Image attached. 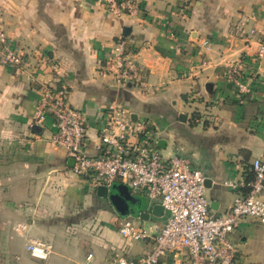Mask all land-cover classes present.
<instances>
[{"label":"crops","instance_id":"crops-1","mask_svg":"<svg viewBox=\"0 0 264 264\" xmlns=\"http://www.w3.org/2000/svg\"><path fill=\"white\" fill-rule=\"evenodd\" d=\"M129 1L139 13L117 17L104 0H0L2 28L25 62L20 68L0 64V264L136 260L153 249L154 239L123 238L122 222L132 220L155 236L168 217L122 216L72 173L67 151L52 142L54 119L35 122L46 85L65 87L84 114L89 157L105 150L100 130L109 106L119 104L147 124L157 142L165 141L157 147L164 158L185 157L210 180L206 196L215 216L229 211L242 193L246 166L252 171V162L264 156V59L256 58L264 0ZM120 39L141 67L145 88L113 83L110 52ZM237 60L253 77L252 103L245 106L234 104L239 95L225 77ZM133 194L149 211L158 204ZM18 224L26 228L17 232ZM33 239L53 246L47 260L26 251ZM229 240L236 264H264V224L245 218ZM186 260L185 252L168 253L159 264Z\"/></svg>","mask_w":264,"mask_h":264},{"label":"built area","instance_id":"built-area-1","mask_svg":"<svg viewBox=\"0 0 264 264\" xmlns=\"http://www.w3.org/2000/svg\"><path fill=\"white\" fill-rule=\"evenodd\" d=\"M104 5L117 17L140 11L129 0H104ZM1 16L0 9V64L24 67L23 54L3 30ZM202 45L210 48L208 41ZM256 58L264 59V39L259 42ZM110 74L115 85L147 86L143 71L124 39L118 40L110 52ZM225 77L238 95L250 92L253 77L247 75L245 61L237 60L229 65ZM47 116L54 119L56 128L52 142L65 149L74 161L73 174L87 179L95 190L100 186L111 188L117 183L126 185L132 193L144 195L150 204L162 205L168 214L155 236L125 219L119 228L123 238L135 241L152 238L154 247L136 260L119 257L110 264H159L166 254L179 252H185L186 264H236L237 249L229 240L230 233L245 218L264 224V156L252 162L254 180L247 185L248 191L236 196L225 215L215 216L210 211L203 173L194 169L185 157L164 158L156 146L158 133L145 123L135 122L125 107L113 104L106 111L100 130L105 150L97 157L83 152L87 144L86 119L71 105L65 87L44 86L35 122L41 124ZM226 185L235 190L241 186L235 182ZM25 228L24 224H18L15 230L20 232ZM26 251L32 258L44 261L53 252V246L33 239ZM92 258L93 254H89L87 260Z\"/></svg>","mask_w":264,"mask_h":264},{"label":"water","instance_id":"water-1","mask_svg":"<svg viewBox=\"0 0 264 264\" xmlns=\"http://www.w3.org/2000/svg\"><path fill=\"white\" fill-rule=\"evenodd\" d=\"M184 117L185 115L181 116V118ZM164 143V140L158 141L157 147L162 149ZM70 165L73 167V160H71ZM209 184L210 180H206L205 186L208 185L207 187H209ZM97 193L103 198H109L112 205L122 216L131 215L143 221H149L151 216L162 217L165 212L160 204L153 205L151 211H149L146 203L140 197L134 195L128 186L123 184L113 185L111 188L100 186L97 188Z\"/></svg>","mask_w":264,"mask_h":264},{"label":"trees","instance_id":"trees-1","mask_svg":"<svg viewBox=\"0 0 264 264\" xmlns=\"http://www.w3.org/2000/svg\"><path fill=\"white\" fill-rule=\"evenodd\" d=\"M245 103H252L251 94H241L239 97L234 101V104L239 106H245ZM247 170L245 172L246 174V180H245V186L241 189L242 193H246L248 191L247 185L253 182L254 180V174L250 170V166H246Z\"/></svg>","mask_w":264,"mask_h":264}]
</instances>
